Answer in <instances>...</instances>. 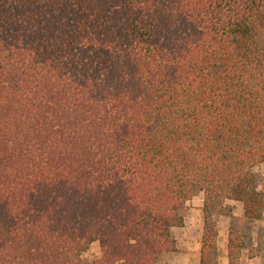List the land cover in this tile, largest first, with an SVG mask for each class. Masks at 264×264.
Segmentation results:
<instances>
[{
  "label": "trees",
  "instance_id": "obj_1",
  "mask_svg": "<svg viewBox=\"0 0 264 264\" xmlns=\"http://www.w3.org/2000/svg\"><path fill=\"white\" fill-rule=\"evenodd\" d=\"M263 164L264 0H0V264H159L198 196L219 264Z\"/></svg>",
  "mask_w": 264,
  "mask_h": 264
},
{
  "label": "rangeland",
  "instance_id": "obj_2",
  "mask_svg": "<svg viewBox=\"0 0 264 264\" xmlns=\"http://www.w3.org/2000/svg\"><path fill=\"white\" fill-rule=\"evenodd\" d=\"M257 173L264 177V164ZM203 200L194 198L188 205L182 228L171 231L177 243L178 251L164 255L159 264H199L202 239ZM224 215L217 224V256L219 264H231L227 259V245L231 235L237 236L241 248L239 259L232 264H264V212L257 221H247L243 217V205L237 202H226ZM83 259L89 264H96L100 259L98 244H92L84 253Z\"/></svg>",
  "mask_w": 264,
  "mask_h": 264
},
{
  "label": "crops",
  "instance_id": "obj_3",
  "mask_svg": "<svg viewBox=\"0 0 264 264\" xmlns=\"http://www.w3.org/2000/svg\"><path fill=\"white\" fill-rule=\"evenodd\" d=\"M167 255V254H166Z\"/></svg>",
  "mask_w": 264,
  "mask_h": 264
}]
</instances>
